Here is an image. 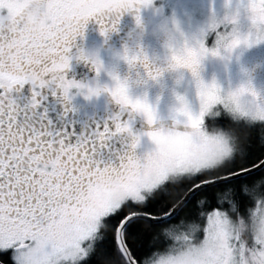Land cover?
Returning a JSON list of instances; mask_svg holds the SVG:
<instances>
[{"label": "snow or ice", "instance_id": "6c2138e0", "mask_svg": "<svg viewBox=\"0 0 264 264\" xmlns=\"http://www.w3.org/2000/svg\"><path fill=\"white\" fill-rule=\"evenodd\" d=\"M19 3L0 0V264H264V96L250 79L222 90L198 74L207 54L227 59L264 42V0H238L231 30L215 31L213 47L204 40L172 56L173 67L187 68L195 82V114L177 98L184 130L137 135L131 113L151 126L154 111L130 99L124 83L99 89L65 77L70 59H88L74 44L85 23L93 19L101 34L115 30L119 0L105 10L115 15L93 11L86 0H29L46 16L38 32L23 27ZM145 68L152 79L160 74ZM45 89L65 101L72 89L107 91L129 118L116 114L113 127L69 139L38 110ZM120 133L131 137L127 148L101 156L105 141ZM141 135L154 148L138 157Z\"/></svg>", "mask_w": 264, "mask_h": 264}, {"label": "flooded vegetation", "instance_id": "af4514ba", "mask_svg": "<svg viewBox=\"0 0 264 264\" xmlns=\"http://www.w3.org/2000/svg\"><path fill=\"white\" fill-rule=\"evenodd\" d=\"M175 1L178 0H155L150 7V0H119L121 8L115 30L101 34L97 23L90 18L85 23L82 35H78L74 41L75 48L80 49L88 59H70L69 67L65 70L66 79L99 89H110L118 79L125 84L130 99L142 100L153 109L155 119L151 126L146 123L142 114L131 113L129 130L133 135L157 128H173L175 120L179 121V117L183 118L172 106L173 102L178 97H182L184 88H195L194 79L187 68L173 67L172 56L174 54L183 56L185 52H167L170 54L160 57L158 51L164 49L166 45L159 37L152 34L153 29L160 26L164 18L170 15V9ZM114 2L115 0H86L93 11L109 15H115L105 11ZM153 8H158L159 11L153 12ZM79 11L83 12L84 9ZM156 14L158 18L161 17L160 21L156 20ZM138 24L143 26L145 34L138 40H134L130 38V32ZM204 40L206 47L211 48L208 41ZM120 50L124 55L123 58L118 59L114 53ZM166 50H169L168 46ZM133 56L145 58L144 63L137 59L130 64L125 59V57L131 59ZM93 60L98 62L99 71L95 70ZM252 61H255L258 66L257 72L252 73L254 75L252 86L258 92L264 85L263 54H257ZM203 63L205 62L202 58L198 74L204 82L209 72L204 68ZM145 64L147 70H160L159 76L152 79L147 75ZM262 67L263 69H260ZM21 95L24 97L30 95L27 84L23 87ZM42 95L45 99L41 101L38 110L45 112L47 120L50 121V129L67 130L71 134L69 139L72 140L81 133L86 134L97 126L103 127L106 123L110 128L113 127L111 118L116 114L120 115L122 122L127 120L130 114V110L127 107L122 110L107 91H99L96 95L85 97L78 94L76 89H72L70 99L66 101L58 95H51L46 89L42 90ZM144 137L141 135L140 143L134 149L138 157H142L147 152L148 145H144ZM130 140L131 137L126 133L112 136L105 141L107 147L101 149V156L111 155L121 148H127Z\"/></svg>", "mask_w": 264, "mask_h": 264}, {"label": "rangeland", "instance_id": "374dc122", "mask_svg": "<svg viewBox=\"0 0 264 264\" xmlns=\"http://www.w3.org/2000/svg\"><path fill=\"white\" fill-rule=\"evenodd\" d=\"M238 0H184L175 1L174 5L170 9V15L176 14L182 20V29L186 36L195 37L196 40L189 44L188 42H184L183 45L177 49L174 46H167L158 51V55L160 57H164L169 55L167 52H186L187 49H198L200 43L206 39L210 45V47L214 46L215 39V31L220 30H231L232 25L230 24H218L214 31L209 29V19L211 16H214L217 20L222 18L225 13L229 10H234ZM207 13L205 14L204 13ZM156 20L160 21L161 17L158 18V14H156ZM238 27L240 31L246 30V25L243 17L241 16L240 21L238 23ZM203 34L200 37V34ZM257 54H263L264 57V42H260L254 44L250 47L240 46L232 51V53L228 56L227 59L222 58L221 56H212L207 54L203 57L204 62L203 66L209 72V76L204 83H210L215 81V83L222 89L226 90L229 88H236L241 83L246 80H252L254 75L258 69L256 62L252 61L256 57ZM202 60V59H201ZM264 65V64H263ZM260 69H263L260 68ZM253 73V74H252ZM258 93L261 96H264V85L260 88ZM182 97L185 99V104L188 109L195 114L198 110V101L196 98V90L192 87L184 88ZM173 107L176 110L180 107V101L176 99L173 102ZM178 115L183 117H179V121L175 120L177 123H173L176 130H184V121H186V117L177 111ZM211 128L212 125L209 124ZM164 128V127H163ZM165 129H171L170 127H165ZM144 145L147 146V151L154 148V145L148 139L147 136L143 139ZM254 208L255 205L252 204Z\"/></svg>", "mask_w": 264, "mask_h": 264}, {"label": "clouds", "instance_id": "9594fccd", "mask_svg": "<svg viewBox=\"0 0 264 264\" xmlns=\"http://www.w3.org/2000/svg\"><path fill=\"white\" fill-rule=\"evenodd\" d=\"M155 0H150V7L154 4ZM153 12H158V8H153ZM233 13V10H229L225 13V15L217 20L214 16H211L209 19V29L214 31L218 24H228L230 22V17ZM17 16L20 17L23 27L28 31H40L41 28L45 25L46 16L44 13H40L38 15V8L35 5L30 6L29 0H20V3L17 5L16 9ZM6 14L4 18L5 19ZM3 27L9 32L12 33L15 30V25L11 22V20H7L6 23H3ZM145 34V29L141 25H137L134 29L130 32V38L134 40H138ZM153 35L159 37L164 45L174 46L179 49L184 42H188L189 44L193 43L196 38L186 36L183 29H182V20L176 15L171 14L166 16L163 20V23L158 26L157 28L153 29ZM203 34H200V37ZM115 57L118 59L123 58V51L120 50L114 53ZM103 67V66H101ZM77 93L86 96V92L84 90H77ZM238 102L242 106H247L248 102L247 99L243 96L238 98Z\"/></svg>", "mask_w": 264, "mask_h": 264}, {"label": "trees", "instance_id": "16d2710c", "mask_svg": "<svg viewBox=\"0 0 264 264\" xmlns=\"http://www.w3.org/2000/svg\"><path fill=\"white\" fill-rule=\"evenodd\" d=\"M251 207H252V205H251Z\"/></svg>", "mask_w": 264, "mask_h": 264}]
</instances>
